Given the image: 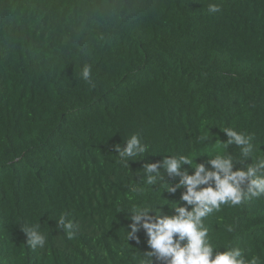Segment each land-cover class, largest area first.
<instances>
[{
    "label": "trees",
    "instance_id": "trees-1",
    "mask_svg": "<svg viewBox=\"0 0 264 264\" xmlns=\"http://www.w3.org/2000/svg\"><path fill=\"white\" fill-rule=\"evenodd\" d=\"M132 137L144 151L122 158ZM217 155L264 175V0H0V264H141L132 208L190 210L145 166ZM240 190L202 225L264 264V191Z\"/></svg>",
    "mask_w": 264,
    "mask_h": 264
},
{
    "label": "clouds",
    "instance_id": "clouds-1",
    "mask_svg": "<svg viewBox=\"0 0 264 264\" xmlns=\"http://www.w3.org/2000/svg\"><path fill=\"white\" fill-rule=\"evenodd\" d=\"M218 10V5H209L210 12ZM89 72V68L85 67L81 72V78L88 80ZM225 131L237 144H247L246 139L231 130L225 129ZM116 148L122 158L134 157L138 152L144 151V147L135 137L128 141L122 151L118 145ZM244 151L247 152L248 149ZM182 164L190 165L194 171L189 174L188 170H182ZM208 164L211 169L206 168L204 164H194L189 158L180 157L145 166L149 184L153 183L159 175L158 168H164L170 177H179L174 186L166 185L165 187L173 194L178 188L185 189L181 194V200L190 206V210L173 204L171 207L175 214L161 215L158 209L153 210L147 205H136L132 208L133 215L127 235L139 243V237L136 234L143 229L149 249L145 252V258L141 264H245L238 248L214 252L213 246L208 242L207 229L202 225V218L225 201L238 203L241 199L240 186L246 179L249 182L250 192L255 190L254 194H256L264 191V175H258L256 168L252 167L248 168L247 172L233 171L231 157L221 155L209 160ZM259 166L264 168V160L259 161ZM154 173L156 175H152ZM61 223L64 221L61 220ZM64 226L71 227L70 224H64ZM24 231L28 233L33 247L43 246L44 237L35 228L25 227ZM248 264H255V260Z\"/></svg>",
    "mask_w": 264,
    "mask_h": 264
}]
</instances>
